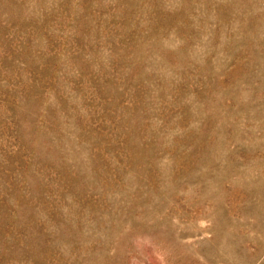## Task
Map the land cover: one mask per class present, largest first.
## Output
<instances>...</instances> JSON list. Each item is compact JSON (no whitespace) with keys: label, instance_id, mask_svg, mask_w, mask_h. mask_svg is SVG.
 Masks as SVG:
<instances>
[{"label":"rangeland","instance_id":"rangeland-1","mask_svg":"<svg viewBox=\"0 0 264 264\" xmlns=\"http://www.w3.org/2000/svg\"><path fill=\"white\" fill-rule=\"evenodd\" d=\"M0 264H264V0H0Z\"/></svg>","mask_w":264,"mask_h":264},{"label":"bare ground","instance_id":"bare-ground-1","mask_svg":"<svg viewBox=\"0 0 264 264\" xmlns=\"http://www.w3.org/2000/svg\"><path fill=\"white\" fill-rule=\"evenodd\" d=\"M245 263V262H244Z\"/></svg>","mask_w":264,"mask_h":264}]
</instances>
